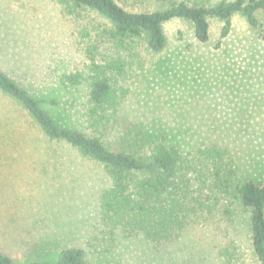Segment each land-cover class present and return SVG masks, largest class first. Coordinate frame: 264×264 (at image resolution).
Here are the masks:
<instances>
[{
	"label": "rangeland",
	"instance_id": "obj_1",
	"mask_svg": "<svg viewBox=\"0 0 264 264\" xmlns=\"http://www.w3.org/2000/svg\"><path fill=\"white\" fill-rule=\"evenodd\" d=\"M116 1L128 11H155L180 0ZM209 23L206 43L181 19L163 25L159 52L140 43L126 67L127 98L108 146L142 145L144 136L182 152L214 143L230 152L237 178L264 184V40L235 15L215 48L222 24ZM74 33L58 0H0V69L35 98L54 100L42 108L57 123L84 130L85 85L60 83L62 75L86 73ZM107 184L98 163L46 139L0 94V252L15 262L54 260L61 249L78 248L86 264H258L248 214L236 204L233 225L221 215L189 226L159 252L142 237L109 235L98 219Z\"/></svg>",
	"mask_w": 264,
	"mask_h": 264
},
{
	"label": "trees",
	"instance_id": "obj_2",
	"mask_svg": "<svg viewBox=\"0 0 264 264\" xmlns=\"http://www.w3.org/2000/svg\"><path fill=\"white\" fill-rule=\"evenodd\" d=\"M170 2L173 0H156ZM164 10L128 11L116 0H58L59 14L74 26L88 63L86 73L62 75L65 87L86 88L84 130L57 123L28 87L0 69V94L12 99L49 141H61L98 163L108 184L98 199L100 225L111 235L142 237L153 251L174 242L192 225L211 223L224 215L234 223L236 204L249 217L251 252L264 264V184L237 178L230 152L211 144L187 152L162 141L109 148L127 98L122 80L140 43L159 52L165 44L163 25L181 19L206 43L209 19L222 26L215 48L230 32L233 16L242 17L264 40V0H180ZM122 78V79H121ZM128 146V147H124ZM0 264H86L78 248L61 249L54 260L15 262L0 252Z\"/></svg>",
	"mask_w": 264,
	"mask_h": 264
}]
</instances>
